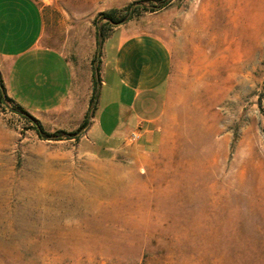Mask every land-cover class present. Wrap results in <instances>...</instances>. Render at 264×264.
I'll return each instance as SVG.
<instances>
[{"label": "rangeland", "instance_id": "obj_1", "mask_svg": "<svg viewBox=\"0 0 264 264\" xmlns=\"http://www.w3.org/2000/svg\"><path fill=\"white\" fill-rule=\"evenodd\" d=\"M138 18L172 56L152 149L83 156L0 103V264H264V0Z\"/></svg>", "mask_w": 264, "mask_h": 264}, {"label": "crops", "instance_id": "obj_2", "mask_svg": "<svg viewBox=\"0 0 264 264\" xmlns=\"http://www.w3.org/2000/svg\"><path fill=\"white\" fill-rule=\"evenodd\" d=\"M100 1L97 9V0H0V77L12 103L51 133L75 132L88 117L69 141L83 156L111 160L156 144L172 56L142 18L99 44L98 14L138 0Z\"/></svg>", "mask_w": 264, "mask_h": 264}, {"label": "trees", "instance_id": "obj_3", "mask_svg": "<svg viewBox=\"0 0 264 264\" xmlns=\"http://www.w3.org/2000/svg\"><path fill=\"white\" fill-rule=\"evenodd\" d=\"M169 2V0H140L136 1L134 3H131L127 6H125L123 9H112L109 11L101 12L97 16L96 24H97V39L99 41V44H102L103 39L106 35L116 26L122 25L135 16H138L141 14L142 11H156L159 9H162L166 6V4ZM93 70H94V83H95V93L97 91V79L99 76V64L93 63ZM3 98V99H1ZM3 100L7 101L8 103H12V100L7 97L6 90L3 85V82L0 77V103H3ZM95 104L94 99L91 100V107H93ZM17 112L20 113L24 118H26L28 121H30L33 124V129L36 131V133L44 138L50 140H61L63 138L66 139H72L76 138L87 126L88 124V117L84 121V123L81 125V127L75 131V132H64L59 131L56 133H47L44 131L41 123L36 120L34 117H32L30 114H28L26 111H24L21 107H16Z\"/></svg>", "mask_w": 264, "mask_h": 264}]
</instances>
